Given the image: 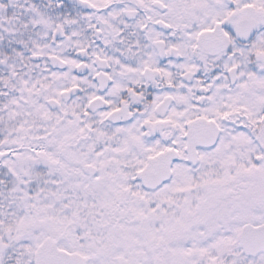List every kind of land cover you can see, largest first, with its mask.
Segmentation results:
<instances>
[{
  "label": "snow or ice",
  "instance_id": "6c2138e0",
  "mask_svg": "<svg viewBox=\"0 0 264 264\" xmlns=\"http://www.w3.org/2000/svg\"><path fill=\"white\" fill-rule=\"evenodd\" d=\"M0 264H264V0H0Z\"/></svg>",
  "mask_w": 264,
  "mask_h": 264
}]
</instances>
